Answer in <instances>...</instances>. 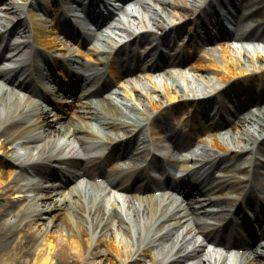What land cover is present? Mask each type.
Listing matches in <instances>:
<instances>
[{
    "label": "bare ground",
    "instance_id": "1",
    "mask_svg": "<svg viewBox=\"0 0 264 264\" xmlns=\"http://www.w3.org/2000/svg\"><path fill=\"white\" fill-rule=\"evenodd\" d=\"M26 1L23 0V3ZM142 7L146 12H150L148 18L151 24H154L163 34L174 30L167 28L162 23L163 10L152 9L148 4ZM233 7L237 14L242 13L244 8L243 13L248 12V15L254 16L253 19H250L254 24L250 25L249 32L251 36L264 42V0H240L233 3ZM6 8L8 12L16 11L13 4H7ZM174 8L183 10V17H187L188 11L192 10L181 2H176ZM27 15L33 29L41 33L39 35L41 37L37 39L38 44L49 47L52 39L62 40V36L54 33L55 29L52 27L49 30H53V35L45 33L43 35V32L48 31L43 17L38 18L34 11ZM14 16L12 14L10 19ZM235 22V27L245 28L239 18H236ZM117 26L124 33L127 32V36H132L130 41L122 43L120 48L130 46L131 43H136L139 39L149 35L146 32L137 33L134 28H127L124 24ZM180 26L182 28L184 25ZM186 29L189 32L191 25ZM115 34L120 38L119 40L124 39L121 34L116 32ZM223 42L218 44L220 49L209 50L205 54L201 52L189 63L199 76L206 78V75L212 73L218 81L217 86H222L212 96H206L204 92L186 93L183 90L188 86L179 90L176 84L170 86L161 84L156 77H152L148 73L146 74L152 85L149 92L145 89L134 93L124 89L122 92L117 87L110 88L106 83L98 86L99 80L105 78L104 73L99 74V69L90 66L91 64L85 62L78 64L77 62L80 61L74 57H68L63 64L66 81L63 83L64 85H60V88L67 87L68 92L74 93L80 87L79 91L82 95L85 93L102 94L104 90L109 89L108 93L99 99L96 96L89 98L81 115L75 114L76 117H81L78 123L74 122L71 116L68 121L58 119L52 121V119H44L42 115L41 121L39 119L31 121V124L24 129L18 128L12 132L11 129L21 123L22 118L14 115L12 110L2 107L0 104V151H7L9 147L5 146L6 143L13 145L14 140L26 138V135L32 130L44 127L48 129V132L50 131L49 134H46V138H49L53 133L60 136L80 133L82 136L106 139V146L112 150L120 151L127 160H130L129 164L133 165L143 157L141 147L137 145L138 140L139 143L145 141L146 131L152 130L155 124L169 120L171 115L180 112L186 113L192 107L209 103L218 99L223 92L233 88L239 87L245 90L243 95L232 97L234 106L242 97L247 101H252V98H258L261 93L264 94V58L255 49L251 53V50L249 51L247 48L245 50L249 55L242 56L243 52L237 49L234 42L226 46ZM67 43L62 42L61 47H68ZM40 57L42 61L49 62L50 60L42 52ZM54 63L57 64L55 61ZM108 71L112 75L118 72L116 67ZM78 72H83L85 75L80 76L79 74L78 76ZM95 75H98L97 78L91 82ZM177 76L182 78L181 86L184 87L187 82L186 77L183 74ZM39 84L47 85L42 78L39 79ZM15 93L22 95L20 91ZM21 95L17 94V98L22 102ZM173 100L176 101L171 103ZM228 101L229 99H226L224 103ZM54 102L58 106L57 100ZM223 106H220L221 110H217V112L219 116L224 117L222 119L224 122L233 123V128L228 129L229 131L225 134L230 142L226 147L223 146L218 136L213 132L214 138L211 140L213 146L217 150L223 147H225L224 150L232 148L237 153L261 148L264 145V105H258L255 112L251 111L246 113L247 115L238 113L234 116L226 114L227 112L223 111ZM86 117L89 121L93 119L98 126L95 127L88 121L83 124ZM209 122L210 127L214 126L215 121ZM99 127L104 128L101 130ZM28 136V142H35L41 137V135ZM157 138H159L157 142L162 144V136L158 135ZM200 138L203 137L200 136ZM38 154L41 158L32 160L30 168L43 173L45 178V173H47L54 180L46 178L34 183V186L39 190L46 191L38 194L37 203L34 202L36 204L26 203L23 211L19 209L15 212V207L22 200L24 194L15 184H10L8 181L11 179L12 173L21 168V161L14 157L10 160L0 157V264H144L145 256H149L151 264H204L196 261L199 255L197 247L186 251L185 254L181 253L185 235L183 232L180 234L176 232L186 221V218L184 220L183 217L189 215L195 221L206 220L205 216H209L213 221L224 219L227 213L222 212V205L227 202V206H233L238 202L240 206L242 201H238V197L233 196L232 192L237 191L236 184L238 182L248 179L245 175H238L233 179L231 177L224 178L214 187L208 186L204 190V192H208L207 197L199 200L186 199L185 205H183L184 212L181 214L177 211H170L165 215L154 211L152 206L156 197L149 194L146 196L147 198L145 197L147 200L142 208L134 207L131 215H124L114 207L106 209L100 201L96 202L92 198H85L83 192L78 189L71 187L67 191L63 189L66 181L70 179L69 173L67 175L63 173L70 171L67 168L76 163L75 159L52 157L46 149L38 151ZM222 158L223 156L218 151L201 148L191 157L194 168L189 167L190 169L187 168L189 170L185 169L187 171L179 175L180 183L183 179L189 180V184L181 187L183 191H186L188 187L187 195L202 193L203 187H200V184L206 181L208 175L212 174L215 166L222 165ZM114 167L120 166L115 163ZM221 167L226 168V165ZM195 173L198 174L195 175ZM227 186L228 190H222L220 194L215 193ZM237 194L240 193L237 191ZM134 195L136 196V194ZM9 196L11 197L10 201H3L8 200ZM208 205H219V209L208 208ZM255 207L256 205H254ZM60 212H63L62 216L59 215ZM257 214L264 217V209L260 207ZM44 217L49 223L41 228L38 225L42 223ZM141 218L143 219L141 220ZM175 244L177 247L172 252ZM168 246L170 248L167 250ZM153 247H156L157 252H153ZM254 264H264V253L255 260Z\"/></svg>",
    "mask_w": 264,
    "mask_h": 264
},
{
    "label": "rangeland",
    "instance_id": "2",
    "mask_svg": "<svg viewBox=\"0 0 264 264\" xmlns=\"http://www.w3.org/2000/svg\"><path fill=\"white\" fill-rule=\"evenodd\" d=\"M20 1L22 2V0H20ZM201 1L202 0H165L163 2L161 0L160 1H153V0H151L150 1L151 2L150 5H152L151 6L152 9H156V10H159V11H162L163 10V13H162V23L169 24V23H173V22H175V21H177L179 19L178 18L179 17V15H178L179 11H177V10H175L173 8V4L174 3L181 2V3L186 4L187 6L198 7V5L201 4ZM226 2H227V0H224V5H219L222 10H225V3ZM19 4H21V3H19ZM0 13L2 14V15H0V20H3L5 22L8 19V16L11 14V13L5 11V8L4 7H0ZM136 13H137L138 16L134 20L135 21L133 23V26L135 25L134 27H137V29H140V31L147 30L148 32H150V35L151 34L152 35H155V34H157L159 32V31H157L156 26L154 24H151V22L148 21V14L150 12H146L143 7H141V8L139 7L137 9ZM144 23H145L146 26L143 25ZM53 41H55V39H53L52 42ZM218 44H220V43L215 42L210 47H207V45H204V44L203 45H201V44L199 45L198 44V46L200 47V51L207 53V50L208 49H219L218 48L219 47ZM52 46L54 48H49L50 51H52V52H59L58 51L59 49H57V47H59V44H54ZM237 49L240 50L241 52H244L245 53V48L238 47ZM253 49H255V48H252L251 49V53H252V51H254ZM255 51H258V53H260V55L264 58V43L260 45V48L255 49ZM210 70H212V69L210 68ZM177 73H180V72L177 71ZM159 74H160V76L158 77V79H159V81L162 84L164 82V74L165 73L163 71H161ZM181 74L185 75L186 77H189L192 80L191 82H193L194 84H198L199 85L196 88H188V87H186L183 90L186 93H188V92L189 93H200V92H204L206 95H210V94H213L212 91H213V88H215L214 86H217L218 85V81H216V79H215V77H214V75L212 73H210L209 75H206V78H205L203 76H199L197 73H195L191 69L186 68L183 73L181 72ZM211 85H213V86H211ZM195 89H197V90H195ZM152 96L155 97L154 95H152ZM173 102H175V100L171 101V103H173ZM252 109H255V107H253ZM70 114H72V110L70 111V113H68V115H70ZM231 128H233V126ZM224 132H225V129L219 133V137L221 138V142H222L223 146L226 147L227 143H229L230 140L226 138V135L224 134ZM2 138H3V136H2ZM38 143H41L42 144V143H44V141H40ZM14 145H15V148L18 149V151H20L23 154H26V153L29 152V150H26V148H29V147H25L20 142H17ZM49 146H51V143H49ZM62 146H63V144H62ZM209 146H211V145H209ZM229 146H232V145H229ZM225 147H223L219 153L224 156L223 157L224 159H222V161H223L222 164L227 163L228 166L230 167V170L229 171H223L221 169H214L213 175L210 176L211 181H213V183L219 181L222 177H228V176H231L232 174H235V175L238 174L239 175V173H241V171L238 170V169H241L239 167H244V166L248 167V164L250 165V161H251V158H252V156H251V153L252 152H250V151H242L241 153H237V151L233 150L232 148H227V150H224ZM213 149H217V148H215L213 146ZM0 154H2L4 156H6V155L7 156L14 155L13 154V151H11V149H9L7 151L1 150L0 151ZM226 158L232 159L231 162H229V161L228 162H225V159ZM216 168H218V167H216ZM248 169L250 170V172L253 171V168L252 167H248ZM217 175H219V177H217ZM14 176H17V174L14 173ZM17 177H19V176H17ZM255 180H257V177H256V179L254 178V179H251L250 180V184L252 185V189L254 187V191H255V189L258 186H264L263 185L264 184V179H261V177L258 176V180L257 181H255ZM30 193H32L34 196H36L38 192L36 190L35 191L31 190ZM10 196L8 197V200H3V201H10V199H11ZM32 196L29 197L28 199H31ZM28 199H26L27 203H31V202H33V204H36L37 203V201H35L34 198H33L34 200L33 199L28 200ZM262 201L264 203V198H262ZM34 202H36V203H34ZM218 206L219 205H214V207L215 208L217 207V209L219 208ZM210 207L214 208L213 206H210ZM59 215L62 216L63 215V212H60ZM140 216H143V215L140 214ZM41 222L42 223H40L38 225L41 228L45 227V225H48V223H49L46 217L42 218V221ZM192 226L193 227L194 226L198 227L197 225H192ZM196 227H194V228H196ZM175 236L177 237V235H175ZM251 262L252 261H250V262H248L246 264H251ZM89 263H91V262H89ZM144 264H151V262L149 260V256H145Z\"/></svg>",
    "mask_w": 264,
    "mask_h": 264
}]
</instances>
